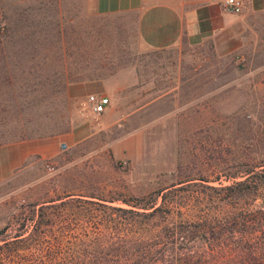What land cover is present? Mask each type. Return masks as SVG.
<instances>
[{"label":"rangeland","instance_id":"1","mask_svg":"<svg viewBox=\"0 0 264 264\" xmlns=\"http://www.w3.org/2000/svg\"><path fill=\"white\" fill-rule=\"evenodd\" d=\"M0 9V145L64 134L91 120L79 94L84 81L125 85L111 120L161 96L127 126L62 151L55 173L38 161L0 180V232L8 228L0 240L18 232L32 206L67 192L141 199L179 172L222 174L238 158L264 155L262 19L247 20L231 52L211 43L143 52L134 14H94L84 0H0ZM136 126H143L142 161H115L109 145Z\"/></svg>","mask_w":264,"mask_h":264},{"label":"trees","instance_id":"2","mask_svg":"<svg viewBox=\"0 0 264 264\" xmlns=\"http://www.w3.org/2000/svg\"><path fill=\"white\" fill-rule=\"evenodd\" d=\"M236 162L211 176L179 172L141 199L36 204L0 240V264H264V155Z\"/></svg>","mask_w":264,"mask_h":264},{"label":"crops","instance_id":"3","mask_svg":"<svg viewBox=\"0 0 264 264\" xmlns=\"http://www.w3.org/2000/svg\"><path fill=\"white\" fill-rule=\"evenodd\" d=\"M84 1L85 10H90L94 14H134L139 48L143 52L164 51L183 46L194 48L207 43H211L218 52H231L241 45L247 30V20L259 18L264 21V0H243L244 8L240 14L225 11L222 7L225 0ZM119 85L114 86L102 79L81 82L79 94L85 99V104L89 95L109 99V105L103 114L91 113L93 117L91 120H85L81 126L74 127L64 134L0 145V180L30 170L33 168L32 164L38 161L59 164L63 157L62 144L66 146V151L70 152L79 145L94 141L103 130L108 131L115 126L118 129L123 128L145 106L154 104L161 97L119 114L117 119L111 120V116L116 114V96L125 87ZM98 123H101V126L98 127ZM143 135V126H136L113 141L109 145L112 158L128 165L140 163L143 159ZM66 196L79 195L67 192L64 197Z\"/></svg>","mask_w":264,"mask_h":264},{"label":"built area","instance_id":"4","mask_svg":"<svg viewBox=\"0 0 264 264\" xmlns=\"http://www.w3.org/2000/svg\"><path fill=\"white\" fill-rule=\"evenodd\" d=\"M222 7L225 11L232 14H240L244 8L243 0H225L222 3ZM86 103L90 109V112L94 115L103 114L106 110V107L109 105V99L106 97H98L95 95H89L86 98ZM67 148L64 144L61 145V150L65 151ZM125 164V163H124ZM46 170L49 174L55 173V168L52 164L47 162Z\"/></svg>","mask_w":264,"mask_h":264}]
</instances>
